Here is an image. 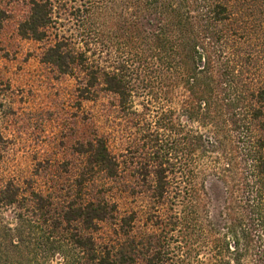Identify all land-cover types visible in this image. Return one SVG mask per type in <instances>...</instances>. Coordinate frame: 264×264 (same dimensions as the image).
Instances as JSON below:
<instances>
[{
    "label": "trees",
    "instance_id": "trees-1",
    "mask_svg": "<svg viewBox=\"0 0 264 264\" xmlns=\"http://www.w3.org/2000/svg\"><path fill=\"white\" fill-rule=\"evenodd\" d=\"M248 1L26 0L18 35L78 104L106 99L88 129L121 141L94 130L74 147L85 166L45 189L0 180V264H264V12Z\"/></svg>",
    "mask_w": 264,
    "mask_h": 264
},
{
    "label": "rangeland",
    "instance_id": "rangeland-1",
    "mask_svg": "<svg viewBox=\"0 0 264 264\" xmlns=\"http://www.w3.org/2000/svg\"><path fill=\"white\" fill-rule=\"evenodd\" d=\"M248 3L256 4L257 8L261 6L264 12V3L260 0ZM27 13L26 0H0V113L7 114L0 121V180L13 177L22 187L33 181L36 187L45 189V179L53 186L59 177L73 179L77 169L85 166V157L74 153L77 142L88 141L95 130L110 134V143L117 147L121 129H88L90 117L95 118L99 127H104L106 118L102 110L106 99L78 104L74 81L70 77H58L40 62L43 43L18 35V23ZM64 168H68L67 173ZM67 183L63 181L62 185L65 187ZM206 192L211 214L216 217L222 186L209 180ZM116 201L121 213L129 212L140 203L125 198Z\"/></svg>",
    "mask_w": 264,
    "mask_h": 264
}]
</instances>
